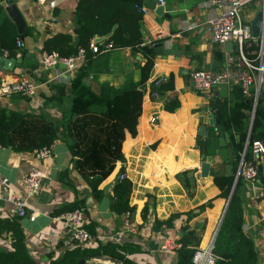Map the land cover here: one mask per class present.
Listing matches in <instances>:
<instances>
[{"label": "crops", "instance_id": "1", "mask_svg": "<svg viewBox=\"0 0 264 264\" xmlns=\"http://www.w3.org/2000/svg\"><path fill=\"white\" fill-rule=\"evenodd\" d=\"M211 1L165 0L164 11L168 17L156 14V2L143 5V45L163 47L162 54L155 49V66L146 90L151 91V85L158 78L170 74L175 76V90L158 100L146 98L143 101L137 136L133 138L126 133L122 145L125 161L116 163L113 173L100 185V200L92 196L87 182L75 169L73 160L76 157L63 138L56 140L50 148L52 156L46 161H39L34 153H18L0 147V183L6 187V191L0 193L1 222L14 218L10 215L13 208L10 196L25 197L21 184L23 176L34 168L42 173L40 190L28 199L27 216L15 218L27 254L34 264L57 263L67 251L75 247L66 240L64 224L57 220L63 214L56 215V212L78 200L86 201L83 210L87 228L94 232L91 234L93 240L81 249L112 244L136 264H177V252H163L161 247L169 241L179 242L186 228L195 230L196 236L201 239L199 250L207 249L226 204L225 200L218 198L220 190L211 175L214 171L226 173L227 163L219 154V112L209 105L214 99L223 97L219 91L211 97L197 93L191 82V73L214 63H220L215 69L218 70L224 62V58L222 61L217 60L216 53L220 52L224 57L227 50L212 43L208 30V22L219 13ZM78 2L48 0L45 5H41L37 0H14L25 22L24 33L20 35L16 23L5 10L6 0H0V35L7 38L8 27L2 30V26L8 20L16 27V33L23 42L20 57L12 58L0 52V84L29 81L38 87L33 97L17 95L0 99V107L23 113H41L55 122H60L69 114L71 82L76 73H70L65 65L44 70L40 61L44 53V41L53 35L67 33L77 41L74 29ZM261 5L262 0H255L244 10L245 21L250 25ZM105 40L104 37L95 38L100 43ZM144 64V57L134 54L130 49L104 51L87 67L84 84L98 95L105 85L121 89L131 81H139V66ZM60 90L63 91L61 101H48L47 98L60 97ZM231 90L228 91V97ZM174 96L180 101V108L172 114L164 110V105L168 98ZM153 117L158 118L156 124L151 123ZM224 134L231 144L229 134ZM198 137L212 140L213 154L207 156L196 148ZM232 154L228 162L231 171ZM204 157L212 158L211 168L206 172L202 171ZM261 167L263 171L264 158ZM188 169L197 170L196 191L191 198L176 179L179 172ZM122 173L132 182L130 204L137 208L131 215V227L125 226L124 214L119 215L114 210V187ZM260 183L259 179L255 185L244 183L243 232L253 242L257 264H264V200L260 204L256 201V196L263 190ZM148 196H151L154 205L144 222L141 211ZM209 201H212V208L198 212V208ZM191 211L197 216L187 221L185 214ZM174 215L181 216L173 220L172 226L156 224V221L165 222ZM2 233L0 252L7 253L12 250L16 236L13 232ZM100 257L89 259L86 264H113Z\"/></svg>", "mask_w": 264, "mask_h": 264}, {"label": "trees", "instance_id": "2", "mask_svg": "<svg viewBox=\"0 0 264 264\" xmlns=\"http://www.w3.org/2000/svg\"><path fill=\"white\" fill-rule=\"evenodd\" d=\"M157 0H79L76 9V26L73 35L58 33L44 41V53H57L62 58L75 56L80 49L86 50V64L75 74L71 82V106L68 115L60 122H55L44 114L23 113L10 108L0 107V147L10 148L18 153H33L43 148H51L56 140L63 138L70 146L76 159L73 160L75 169L82 175L96 200L102 197L100 185L113 173L118 162H124L122 145L126 133L133 138L137 136L138 120L142 113L143 101L150 98L146 90L155 66L156 53L154 46L143 45V5L146 2ZM6 28L7 38L0 35V52H8L9 57L17 56V40L21 39L16 33V27L6 20L2 30ZM106 40L99 44L100 52L95 54L90 49L96 37ZM9 40V41H7ZM22 40V39H21ZM112 45L113 49H130L134 54H141L145 64L139 66L140 79L138 82H129L121 89L109 85L102 88L100 95L94 93L84 84L87 76V67L94 58L103 52L105 46ZM258 44L252 42L249 51L258 50ZM102 51V52H101ZM218 61L223 60V54L216 53ZM175 90V76L158 78L152 85L150 92H156L166 97ZM60 97L47 98L48 101H61ZM252 97H246L240 86H234L228 98H216L210 102V108L218 110L220 128L229 134L233 147L230 160L232 175L224 172H212L214 184L220 190L218 198L227 201L234 185L235 175L238 171L241 154L245 149L249 136L251 113L254 110ZM180 108L177 97L166 100L164 110L176 113ZM158 119V118H157ZM62 132L60 133V130ZM61 134V136H60ZM264 142V83L260 90L256 114L252 129L250 143ZM212 140L197 139L196 148L202 154H213ZM250 150V149H249ZM248 150L247 157L251 156ZM188 165V164H187ZM196 169L179 172L176 179L191 198L196 191ZM264 193V170L259 178ZM244 180L239 178L231 199L228 211L224 218L221 230L214 245L213 255L215 264H257L258 258L253 242L244 234L243 188ZM133 185L128 179L118 180L114 187V210L123 215L136 212V206L130 204ZM148 196L141 217L147 221L154 202ZM264 200L259 198L257 203ZM212 201L198 208L203 212L212 208ZM86 201L78 200L75 203L57 210L56 215L65 214L77 209H85ZM187 221L195 218L197 213L191 211L185 214ZM168 221H156V224L172 226L176 217ZM6 222V223H5ZM87 227V225H86ZM91 234L93 230L87 228ZM186 233L179 241L181 248L177 250V264H195L194 256L199 250L201 239L196 236L195 230L185 229ZM2 232H13L16 241L10 252H0V264H34L27 254L24 238L20 226L15 218L4 222L0 221V236ZM115 261L116 264H136L121 253L116 245H98L94 249H81L75 246L66 252L64 258L54 264H77L80 260H89L96 257L94 254Z\"/></svg>", "mask_w": 264, "mask_h": 264}, {"label": "built area", "instance_id": "3", "mask_svg": "<svg viewBox=\"0 0 264 264\" xmlns=\"http://www.w3.org/2000/svg\"><path fill=\"white\" fill-rule=\"evenodd\" d=\"M41 5H45L48 0H37ZM255 0H212L211 4L219 9L217 16L208 22V30L211 33L212 43L223 46L231 43L237 47V52H224V62L220 69H201L194 70L191 73V82L194 90L208 97L221 87H227L228 91L234 86H240L243 94L246 97L255 96L257 91L261 89L264 83V38H260L255 42L252 36V28L245 21L244 10L254 3ZM158 7L165 8V0H157ZM144 11V10H143ZM252 42L258 44L259 49L249 51ZM100 42L95 40L91 43L90 49L93 53L98 54ZM23 42L17 40V48L21 50ZM113 49L112 45L105 46V51ZM20 51L17 57H20ZM102 52V51H101ZM7 56L8 52H4ZM86 50L80 49L79 52L70 58H62L57 53H43L40 64L44 70L56 69L60 65H65L70 73H76L81 67L86 64ZM38 87L29 82L23 81L20 83H1L0 84V99L11 98L17 95L33 97L36 94ZM152 100H158L161 96L156 92H147ZM255 93V94H254ZM253 113V112H252ZM157 117L151 119L152 124H156ZM250 149V150H249ZM248 150L251 156L247 157ZM36 159L46 161L52 156L50 148H43L33 152ZM264 158V142L249 140L246 143L245 149L241 154L238 167V177L244 182L255 185L259 179L258 168L262 166ZM119 180H125L126 174L122 173ZM42 173L39 169H31L22 178L21 184L25 191V197L21 195H12L9 198L13 208L11 217L25 218L28 213V199L33 197L41 187ZM239 180V179H238ZM6 191V187L0 183V193ZM263 190H260L256 201L263 197ZM125 226L131 227V214H124ZM64 224L65 237L73 246L84 247L88 245L93 236L86 227V214L83 209H77L72 212L65 213L57 218ZM181 248V244L175 241H169L162 245L161 251L174 252ZM216 258L213 255V249L210 246L205 250H198L194 256L195 264H215Z\"/></svg>", "mask_w": 264, "mask_h": 264}, {"label": "water", "instance_id": "4", "mask_svg": "<svg viewBox=\"0 0 264 264\" xmlns=\"http://www.w3.org/2000/svg\"><path fill=\"white\" fill-rule=\"evenodd\" d=\"M4 6H6L5 10L8 13L9 17L16 23V25L18 27V33L20 35L23 34L24 33V28H25V22H24L21 14H20V11L17 9V6L15 5L14 0H6V3H5ZM164 10H165V8L162 7V6L157 7L156 14L159 17H168V15L165 13ZM258 11L259 12H258L256 18L254 19V21L252 22V25H251L252 36H253L255 42H258L261 37L264 38V0H262V5L259 7ZM97 38L102 39V37H99V36ZM161 46L162 45H156V47H155L156 52H158L160 54L163 53V49H162L163 47H161ZM225 48H226V50L228 52H231V51L237 52V50H238L237 47L233 46L231 43H227L225 45ZM11 62L15 63L16 60H11ZM18 62H20V61H18ZM218 64H220V63H218ZM218 64L214 63L210 67L207 66L206 69H211V70L214 71ZM260 90L261 89H259L257 91L256 98L254 100V110H253V113H252L248 140H250L251 134H252V129H253V124H254V119H255V114H256L257 103H258V99H259V95H260ZM219 93L221 94V97H223V98L228 97V88L227 87H221L220 90H219ZM220 139L221 140H220V143H219V146H220L219 154H220L222 160L225 161V163H227L226 164V175L231 176L232 175V171L230 169V166H229L228 162H229V157L232 154V147H231L229 139L226 138V135L224 134V132L221 129H220ZM204 160L205 161H204V163L202 165V171L206 172L207 170H209L211 168L210 162H211L212 158L211 157H204ZM262 172H263L262 171V167L260 166L258 168L259 178L262 176ZM238 179H239V177H238V171H237V173L235 175L234 185H233V188L231 190L230 196H229V198L226 201L225 207L223 209V212H222V214L220 216V219H219V221L217 223L216 229L214 231V234H213L212 239H211L210 244H209L211 250L214 249L215 242L217 240V237H218V234H219V232L221 230L224 218H225L226 213L228 211V208H229L231 199L233 197V194H234ZM100 259H102L104 261L111 262L113 264H116L115 261L110 260V259H106V258H103V257H100ZM86 261L87 260L83 259V260H80L77 264H86Z\"/></svg>", "mask_w": 264, "mask_h": 264}, {"label": "rangeland", "instance_id": "5", "mask_svg": "<svg viewBox=\"0 0 264 264\" xmlns=\"http://www.w3.org/2000/svg\"><path fill=\"white\" fill-rule=\"evenodd\" d=\"M198 70H201V69H198ZM255 94V93H254ZM254 100H255V96H253V99H252V102H254ZM251 118H252V113H251ZM221 213H222V211H221ZM220 213V214H221Z\"/></svg>", "mask_w": 264, "mask_h": 264}]
</instances>
